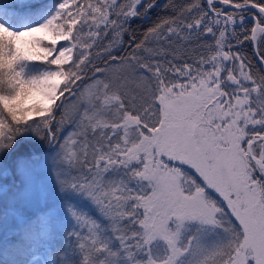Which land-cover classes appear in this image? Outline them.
<instances>
[{
  "label": "snow or ice",
  "instance_id": "1",
  "mask_svg": "<svg viewBox=\"0 0 264 264\" xmlns=\"http://www.w3.org/2000/svg\"><path fill=\"white\" fill-rule=\"evenodd\" d=\"M0 181V264H264V0H0Z\"/></svg>",
  "mask_w": 264,
  "mask_h": 264
},
{
  "label": "rangeland",
  "instance_id": "2",
  "mask_svg": "<svg viewBox=\"0 0 264 264\" xmlns=\"http://www.w3.org/2000/svg\"><path fill=\"white\" fill-rule=\"evenodd\" d=\"M151 46V45H150ZM71 130V125H69L65 129V133ZM43 149V148H42ZM6 183V181H0V184ZM5 209V198L3 197L2 192H0V213H3ZM36 211L35 207H30L26 209L25 215L31 216L33 212ZM17 227V222L11 216L7 218V220H0V247H3L5 242L11 241L15 242L14 240L19 237L17 234H14V230Z\"/></svg>",
  "mask_w": 264,
  "mask_h": 264
},
{
  "label": "trees",
  "instance_id": "3",
  "mask_svg": "<svg viewBox=\"0 0 264 264\" xmlns=\"http://www.w3.org/2000/svg\"><path fill=\"white\" fill-rule=\"evenodd\" d=\"M160 4L165 3V0H158ZM169 13L163 11L162 9H153L152 12L149 14L151 19L148 21H142V20H134L132 27L139 33L143 32L145 28L150 26V24L156 20L158 15H167ZM127 39V37H125ZM243 51L249 56V58H252V50L251 47L247 44L244 46ZM253 63H255V60H253ZM42 146H37V149H40Z\"/></svg>",
  "mask_w": 264,
  "mask_h": 264
}]
</instances>
